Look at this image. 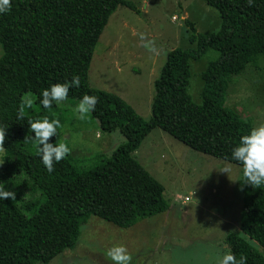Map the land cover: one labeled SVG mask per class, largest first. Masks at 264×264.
Instances as JSON below:
<instances>
[{
    "label": "trees",
    "instance_id": "obj_1",
    "mask_svg": "<svg viewBox=\"0 0 264 264\" xmlns=\"http://www.w3.org/2000/svg\"><path fill=\"white\" fill-rule=\"evenodd\" d=\"M222 19L215 33H197L186 19L194 49L173 48L154 81L151 118L142 119L114 93L95 89L88 82L90 61L100 34L118 6L135 9L128 0H10V11L0 14V127L5 138L0 161V183L24 174L20 187L40 192L37 199L0 200V264L49 263L73 249L81 225L91 215L126 228L164 213L168 203L163 187L137 161L134 152L144 137L160 128L186 146L239 165L231 149L252 124L225 106L231 77L264 55V0H205ZM219 52L202 72L201 103L188 93L191 62L208 50ZM69 98H97L90 111L103 132L118 130L125 137L109 157L89 170H78L70 157L53 161L49 173L33 143L30 121L56 119V102L45 109L40 93L51 84L70 81ZM35 95L38 112L23 111L22 96ZM59 128L49 142L59 136ZM54 144V143H53ZM55 145V144H54ZM101 156V155H100ZM103 157V156H102ZM239 231L227 234L229 251L246 264H264V186L243 184Z\"/></svg>",
    "mask_w": 264,
    "mask_h": 264
},
{
    "label": "rangeland",
    "instance_id": "obj_2",
    "mask_svg": "<svg viewBox=\"0 0 264 264\" xmlns=\"http://www.w3.org/2000/svg\"><path fill=\"white\" fill-rule=\"evenodd\" d=\"M128 1L135 9L118 6L99 36L88 82L95 89L118 95L148 121L154 81L168 53L177 47L196 48V43L188 39L185 20L194 24L197 33L205 35L217 32L222 19L205 0ZM147 41L152 42L154 51L145 46ZM219 55L210 49L191 62L188 93L193 102L201 103V74ZM22 99L25 114L38 112L33 93H24ZM79 102L67 97L56 103L54 114L61 127L53 143L66 144V155L75 167L89 170L100 165L101 158L109 157L125 137L118 130L103 132L91 112L79 119L74 112ZM225 106L253 127L264 125V55L231 77ZM2 156L0 147V161ZM134 156L162 185L168 209L126 228L91 215L81 225L76 246L46 264H116L106 255L114 246L126 249L131 257L129 264H218L220 255L229 251L225 238L239 231L243 206L238 184L242 167L193 150L160 128L144 137ZM19 180L27 177L21 174L2 184L21 199H37L34 195L40 192H33L30 186L20 187Z\"/></svg>",
    "mask_w": 264,
    "mask_h": 264
},
{
    "label": "clouds",
    "instance_id": "obj_3",
    "mask_svg": "<svg viewBox=\"0 0 264 264\" xmlns=\"http://www.w3.org/2000/svg\"><path fill=\"white\" fill-rule=\"evenodd\" d=\"M251 5L253 0H248ZM10 0H0V14L10 11ZM143 39V38H142ZM149 50H155L152 42L147 41L145 44ZM80 78L74 75L70 81L64 83H55L43 89L40 93V103L43 108L49 109L52 103H60L67 99L70 87H79ZM31 103V102H30ZM97 98L91 95H83L79 104L75 107L74 112L78 113L79 119H84L85 115L94 110ZM30 128L34 133L33 143L37 146V153L41 162L49 173L53 171V161L59 162L68 152L69 148L63 142L53 144L49 142V137L55 135L57 128L61 127L60 121L49 119L45 116L30 121ZM5 138V129L0 127V147L3 145ZM232 159L239 162L242 167L243 184L254 187L264 186V125L253 127L248 134L242 135L239 142L231 149ZM239 181V180H238ZM9 198L15 200V193L6 190L0 183V200ZM106 255L116 264H129L131 257L127 254L123 246H114L109 249ZM218 264H246V257L241 255L236 259L230 251L224 252L218 259Z\"/></svg>",
    "mask_w": 264,
    "mask_h": 264
},
{
    "label": "built area",
    "instance_id": "obj_4",
    "mask_svg": "<svg viewBox=\"0 0 264 264\" xmlns=\"http://www.w3.org/2000/svg\"><path fill=\"white\" fill-rule=\"evenodd\" d=\"M173 19H175V17H173ZM188 200V198H185V201H187Z\"/></svg>",
    "mask_w": 264,
    "mask_h": 264
}]
</instances>
